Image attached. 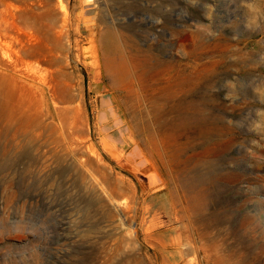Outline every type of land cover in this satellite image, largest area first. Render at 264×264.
I'll return each mask as SVG.
<instances>
[{"label": "rangeland", "instance_id": "obj_1", "mask_svg": "<svg viewBox=\"0 0 264 264\" xmlns=\"http://www.w3.org/2000/svg\"><path fill=\"white\" fill-rule=\"evenodd\" d=\"M105 29L182 63V106L112 88ZM0 105V264H264V0H0Z\"/></svg>", "mask_w": 264, "mask_h": 264}, {"label": "bare ground", "instance_id": "obj_2", "mask_svg": "<svg viewBox=\"0 0 264 264\" xmlns=\"http://www.w3.org/2000/svg\"><path fill=\"white\" fill-rule=\"evenodd\" d=\"M159 9L160 8H157V10H159ZM165 22H166V20H165ZM198 30H199V33L197 35V47L193 48V50L191 49L192 50L191 54L196 59L195 60L196 67L200 70V72L202 71V73H207L209 71L208 64L206 61L205 62L202 61L206 57V55L207 54L210 55L209 54L210 52H212V54H211L212 56H214L213 53L214 54H221V53L227 51L230 48V46H229V44H226L223 41L222 37L221 38L218 37L217 41L213 45H210V43L208 44V41L206 39L205 30L200 29V28ZM100 34H101V37H100L101 40L100 41L102 43V46H101V50L99 52L100 54L98 55V58L101 60V64L104 68V71L106 72V74H108V76L111 79L112 88L119 89L124 94H129L131 96H134V99H139L138 94H142L144 91H151L150 94H148L149 99L153 97V94L156 95V93H158L159 97H163L165 99H168L169 102L170 101L174 102V104L176 106L178 105V107L182 106V89L184 88V87L182 88V65H183L182 63H177L172 59L165 60V59L161 58L160 52H156V53L152 52V49H153L152 47L142 48L137 43V41H135V40L131 41L132 39H130V38H129V40H127V45L123 46V44L121 43L120 37L118 36V33L113 32V29H105ZM189 35H190V33H189ZM178 37H179V35H178ZM171 38H172V36H171ZM138 39L140 40V38H138ZM228 42H229V40H228ZM233 46H232V48H233ZM238 50H240V49H238ZM183 53H184V51H183ZM187 53H189V52H187ZM229 53H231V52H229ZM231 56H232V54H231ZM243 58H241V59H243ZM219 64H220V62H219ZM209 65H210V63H209ZM212 73H213V71H212ZM186 79H188V78H186ZM222 83H224V82H222ZM185 90L183 92H185ZM192 94H194V93H192ZM143 96H145V95H143ZM159 102H160V99H159ZM205 103H207V102H205ZM180 109H181V107H180ZM169 113H171V112H169ZM16 114L17 113L13 109H11V107H8L6 105H0V172L2 170L4 171V170H8V169H10L11 171H14L16 165L18 164V161L21 158H26V153H29L28 150L26 151L27 145L30 144L29 140L26 141V138L19 139L20 136L18 135L20 133L21 134L23 133V135H24V133H26V121L20 120L18 115L16 116ZM198 114H199V116H197V118H195V120L198 122L204 123L205 120L207 119V117H202L203 115L200 116L201 112H198ZM167 115H169V114H167ZM14 126H16V127H14ZM19 146H20V150H17V149H19L18 148ZM21 173H22L21 178H23V181H24L26 179V167L23 170V172H21ZM11 183H13V182H11ZM24 183H26V182H24ZM4 195H5V197H7L8 201H11L12 198H11L10 191L5 190ZM6 264H18V262L15 259H9V260H6Z\"/></svg>", "mask_w": 264, "mask_h": 264}]
</instances>
